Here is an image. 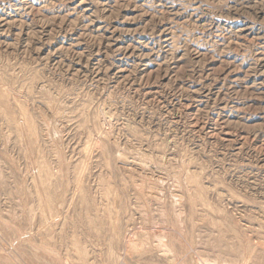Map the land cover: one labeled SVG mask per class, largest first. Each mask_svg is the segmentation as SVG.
Listing matches in <instances>:
<instances>
[{
	"label": "rangeland",
	"instance_id": "374dc122",
	"mask_svg": "<svg viewBox=\"0 0 264 264\" xmlns=\"http://www.w3.org/2000/svg\"><path fill=\"white\" fill-rule=\"evenodd\" d=\"M112 263L264 264V0H0V264Z\"/></svg>",
	"mask_w": 264,
	"mask_h": 264
},
{
	"label": "bare ground",
	"instance_id": "6f19581e",
	"mask_svg": "<svg viewBox=\"0 0 264 264\" xmlns=\"http://www.w3.org/2000/svg\"><path fill=\"white\" fill-rule=\"evenodd\" d=\"M179 34V33H178ZM32 143V142H31ZM39 160V159H38ZM43 177V176H42ZM78 179H80V178H78ZM247 243V242H246ZM250 244V243H249ZM243 257V256H242ZM244 258V257H243ZM112 264H114V263H112Z\"/></svg>",
	"mask_w": 264,
	"mask_h": 264
}]
</instances>
